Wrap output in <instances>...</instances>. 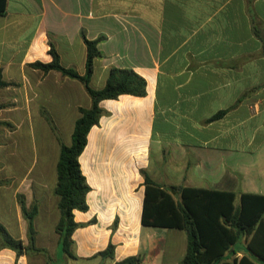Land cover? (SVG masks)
Wrapping results in <instances>:
<instances>
[{
	"label": "crops",
	"instance_id": "obj_1",
	"mask_svg": "<svg viewBox=\"0 0 264 264\" xmlns=\"http://www.w3.org/2000/svg\"><path fill=\"white\" fill-rule=\"evenodd\" d=\"M83 35L99 40L92 89H103L112 69H132L146 80L147 94L100 104L105 114L79 159L91 187L89 209L75 211L84 226L74 232L67 257L73 264H117L131 256H141L142 264H181L186 233L142 224L144 172L163 187L234 193L237 204L243 194L264 196V0H6L0 76L17 86L0 90V121L14 126L0 128V164L20 155L17 125L30 124L33 135L34 124L44 128L46 111L62 137L66 128L73 134L79 108L91 107L78 80L29 66L52 62L54 46L62 66L84 75ZM48 171L42 165L32 182L42 192L36 220L55 221L44 231L53 248H41L54 252L57 170L51 185ZM247 242L237 246L239 259ZM110 243L114 256L104 259L99 254ZM0 264L31 262L3 249Z\"/></svg>",
	"mask_w": 264,
	"mask_h": 264
},
{
	"label": "trees",
	"instance_id": "obj_2",
	"mask_svg": "<svg viewBox=\"0 0 264 264\" xmlns=\"http://www.w3.org/2000/svg\"><path fill=\"white\" fill-rule=\"evenodd\" d=\"M6 13V0H0V16ZM87 48L86 73L79 75L74 68L62 66L59 54L51 46L50 63L36 62L29 65L45 74L55 71L63 77L81 82L92 100L90 108H79L72 134L71 145L63 142L61 134L51 116L43 111V115L54 132L60 146L57 163V182L54 195L58 198L60 217L55 227L59 236L62 251L73 256V234L84 225L75 221V211L87 212V196L91 187L84 176L80 156L84 152L91 129L97 126L105 114L100 104L104 100L118 99L122 95L144 97L147 94V82L132 69L114 68L110 71L107 83L101 90L90 86L94 71V62L101 56L98 49L99 40H88L83 35ZM17 84L7 83L0 76V90ZM4 108L0 104V112ZM225 115L222 111L211 121ZM13 127L1 122L0 126ZM145 175V199L143 205L142 224L147 227L169 228L184 231L187 235V250L181 264H263L264 263V196L254 194L241 195L237 204V195L212 190L163 187L154 182L147 173ZM18 203L22 216L27 223L28 244L15 238L0 222V251L10 249L18 257L32 254H46L45 249L36 247L37 230L35 220L39 213L38 203L30 208L25 197L18 195ZM245 239L248 241L244 256L238 258L237 246ZM115 246L110 243L101 252L105 258L114 256ZM141 256H131L117 264H142Z\"/></svg>",
	"mask_w": 264,
	"mask_h": 264
},
{
	"label": "rangeland",
	"instance_id": "obj_3",
	"mask_svg": "<svg viewBox=\"0 0 264 264\" xmlns=\"http://www.w3.org/2000/svg\"><path fill=\"white\" fill-rule=\"evenodd\" d=\"M0 104L3 106L5 105L2 102H0ZM17 126L19 127V130L18 133L14 135L13 142H15L16 145L18 144L20 155H16L14 157L15 159L10 162L9 166L6 165L5 162V165L0 164V222L15 238H23L22 241L27 245V223L24 220L22 214L20 215L16 210L19 207L17 197L18 195H23L29 208L35 202L38 203L39 197H41L42 193L41 187L38 186L36 182H32V180H37L38 170L42 165L46 164L49 169L47 172V184H54L56 180V163L59 157L60 146L54 132L52 134V130H50L47 122L46 124L42 125L44 128H42L40 131L38 129V125L34 124V127L36 128L35 131H33V135L30 124L24 123ZM5 127L7 129L14 128V126H0V128ZM71 137V129H64L62 133L63 142L66 144H71ZM44 150L46 155L43 152ZM30 167L32 170L29 172L28 170ZM23 180H25V185L21 187V182ZM50 195L51 193H48V197H51ZM5 201L8 204L7 210L5 208ZM11 206L13 208L12 213L9 212ZM35 221L37 230L36 247L39 249H43L41 248L43 246H49L53 248V239H49V235H45L44 231H51V229L54 228L53 223L55 221L53 222L52 217L48 221L45 219H38ZM38 231L41 233L39 237ZM28 257L30 258L31 264H48L49 259L53 260V264H73V261L67 257V255L62 251L61 247L58 251H47L46 254H32L28 255Z\"/></svg>",
	"mask_w": 264,
	"mask_h": 264
}]
</instances>
